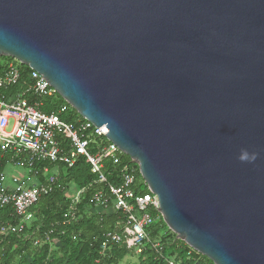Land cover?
Masks as SVG:
<instances>
[{
  "label": "water",
  "instance_id": "obj_1",
  "mask_svg": "<svg viewBox=\"0 0 264 264\" xmlns=\"http://www.w3.org/2000/svg\"><path fill=\"white\" fill-rule=\"evenodd\" d=\"M0 58L139 168L213 264H264V0H0Z\"/></svg>",
  "mask_w": 264,
  "mask_h": 264
},
{
  "label": "built area",
  "instance_id": "obj_2",
  "mask_svg": "<svg viewBox=\"0 0 264 264\" xmlns=\"http://www.w3.org/2000/svg\"><path fill=\"white\" fill-rule=\"evenodd\" d=\"M8 59L4 62L0 60V149L10 156L13 168L23 170L24 175L10 178L6 172L0 175V209L11 206L19 219L18 225L1 227V234L21 233L34 219L31 212L33 207L52 194L55 188H61L48 166L44 169L45 182L40 180V169H36L38 163L62 165L70 169L82 158L97 177V182L106 184V160L117 162L118 155L122 154L107 139L109 131L105 126L96 128L87 121H78L76 125L66 123L62 117L69 112L70 105L67 103L56 112H42L40 108L43 103L38 99L53 98L58 94L42 75L33 70L22 91L12 101H7L2 91L21 84L24 66L15 59ZM30 97L36 99L32 104L28 99ZM62 134L68 138V148H63L57 140V136ZM8 180L10 183H7ZM139 184L143 185V182L136 180L134 171H128L119 186H108V194L100 191L94 196L96 206H104L111 201L115 210L124 216L119 232L104 236L100 248L102 258L113 246L139 255L144 246L151 243L147 229L162 216L155 195L150 191L144 195L137 194L135 188ZM83 193L84 189L70 197L72 210L69 216L72 218L73 209L79 204ZM45 238L44 243L37 241L35 245L51 242V234ZM157 248L158 245H154V249ZM169 264L177 263L170 261Z\"/></svg>",
  "mask_w": 264,
  "mask_h": 264
},
{
  "label": "trees",
  "instance_id": "obj_3",
  "mask_svg": "<svg viewBox=\"0 0 264 264\" xmlns=\"http://www.w3.org/2000/svg\"><path fill=\"white\" fill-rule=\"evenodd\" d=\"M0 60L4 62L6 58ZM30 72L27 66H22L21 84L2 91L7 101H12L22 91ZM28 99L31 104L36 101L31 97ZM38 101L43 103L40 110L47 114L56 112L66 104L59 95ZM68 108L69 112L62 117L66 123L76 125L78 121H85L70 106ZM57 140L63 148H68L66 135L57 136ZM47 166L61 188H55L52 194L42 198L33 207L31 212L34 219L21 233H0V264H119L127 256H137L138 264H169L170 261L177 264H213L178 240L165 225L162 217L147 229L151 243L144 246L142 254L137 255L123 247L113 246L107 256L102 258L100 248L104 236L110 232H119L124 216L115 210L111 201L104 206H96L94 196L100 191L108 194V186H119L128 171H134L136 180L143 182V185L136 186L137 194H147L149 190L138 166L124 154L118 155L117 162L106 160V184L97 182V177L92 174L90 166L82 158L70 169L62 165L38 163L36 169H40L39 178L42 182H45L44 169ZM10 167H13L10 156L0 149V175ZM83 189L84 193L79 204L73 209L72 218L69 216L72 210L70 197L74 192ZM18 224L19 219L11 206L0 209V229L3 226ZM47 234H51V242L36 246L37 241L44 243ZM154 245H158L157 250Z\"/></svg>",
  "mask_w": 264,
  "mask_h": 264
},
{
  "label": "rangeland",
  "instance_id": "obj_4",
  "mask_svg": "<svg viewBox=\"0 0 264 264\" xmlns=\"http://www.w3.org/2000/svg\"><path fill=\"white\" fill-rule=\"evenodd\" d=\"M11 127V126H10ZM10 130V128H9ZM18 169L10 167L8 168L9 173H16ZM16 171V172H14ZM138 257L137 256H127L121 263L119 264H138Z\"/></svg>",
  "mask_w": 264,
  "mask_h": 264
},
{
  "label": "crops",
  "instance_id": "obj_5",
  "mask_svg": "<svg viewBox=\"0 0 264 264\" xmlns=\"http://www.w3.org/2000/svg\"><path fill=\"white\" fill-rule=\"evenodd\" d=\"M14 172H16V171H14ZM6 173H7V176H9V178L11 177V176H13V175H15V176H23L24 175V171L23 170H17V172L16 173H9V171L7 170L6 171ZM10 180V179H9ZM7 181V183H10V181ZM159 220V219H158ZM158 220H156V221H158ZM156 223V222H155ZM154 223V224H155Z\"/></svg>",
  "mask_w": 264,
  "mask_h": 264
}]
</instances>
